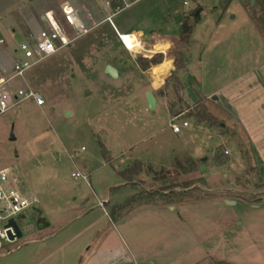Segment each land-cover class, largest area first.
Segmentation results:
<instances>
[{
  "label": "rangeland",
  "instance_id": "obj_1",
  "mask_svg": "<svg viewBox=\"0 0 264 264\" xmlns=\"http://www.w3.org/2000/svg\"><path fill=\"white\" fill-rule=\"evenodd\" d=\"M91 1L77 2L84 17L82 7ZM59 2L0 0V52L11 54L44 29L41 12ZM30 16L33 28L23 24ZM106 16H93L90 33L15 82L38 90L44 105L27 100L0 115V169L8 168L19 188L37 197V209L49 222L39 229L36 208L28 210L23 237L0 245V264H209V255L221 259L224 249L235 251L231 245L251 239L254 225L259 231L253 233L263 237L264 213L249 202H264V13L257 0H138L113 20L120 32L154 28L141 36L142 51L135 37L126 38L130 51L125 48ZM183 33L190 35L188 43ZM175 51L186 61L181 103L173 81L167 84ZM7 55L1 61L10 69ZM158 55L163 61L152 69ZM141 57L147 59L143 64ZM109 64L118 78L106 74ZM188 87L216 125L189 116L195 102ZM147 91L156 97L153 110ZM185 120L189 126L175 134L171 123L182 126ZM136 160L169 175L156 180L143 172L130 183L118 171ZM189 160L195 170L182 171L178 162L189 169ZM77 171L88 181L73 177ZM184 181L195 189L171 205L157 194ZM233 188L242 193H226ZM150 191V199L139 200L122 218L110 215L114 205ZM228 196L243 201L235 205ZM235 219L244 225L236 227Z\"/></svg>",
  "mask_w": 264,
  "mask_h": 264
},
{
  "label": "built area",
  "instance_id": "obj_2",
  "mask_svg": "<svg viewBox=\"0 0 264 264\" xmlns=\"http://www.w3.org/2000/svg\"><path fill=\"white\" fill-rule=\"evenodd\" d=\"M116 1V2H115ZM138 0H105L103 11L107 13L105 21H108L118 34V37L125 48L130 51L126 38L135 37L143 50L145 41L134 33H122L114 23V17L134 5ZM61 17H56L52 12L45 13L42 20L46 27L37 34L29 35L20 46L15 49L12 65L7 69L1 61L0 52V115L6 113L19 104L32 100L37 106L45 103L43 95L32 87H15L18 79H23L26 73L36 64L45 58L63 50L71 45L81 36L92 31L95 25H90L92 15L88 13L84 17L80 9L71 0H65L60 5ZM136 35V36H135ZM4 40L0 39V48ZM140 51V52H141ZM162 77L161 84L164 83ZM188 121H183L182 126L178 123H171L173 132L180 133L182 127H188ZM73 177L88 181V175L80 171L74 172ZM16 178L11 177L8 168L0 170V245L12 244L21 238L13 222L17 224L21 214H28V210L38 207V199L33 193H26L19 188ZM21 227V226H20Z\"/></svg>",
  "mask_w": 264,
  "mask_h": 264
},
{
  "label": "trees",
  "instance_id": "obj_3",
  "mask_svg": "<svg viewBox=\"0 0 264 264\" xmlns=\"http://www.w3.org/2000/svg\"><path fill=\"white\" fill-rule=\"evenodd\" d=\"M247 1L249 3L251 2V0H247ZM257 2H258V5L260 6L261 11L264 13V0H257ZM200 12H201V9L198 8L192 13V17H194L195 22L200 21V18H201ZM183 27L185 30H189L191 26L189 25L188 22H183ZM189 37L190 35L188 33H183L181 35V40L184 41L185 43H188L186 41H187V38ZM146 61L147 59L145 58H142V57L139 58V62L142 64L145 63ZM162 61H163V56L158 55L152 58L150 63L155 66V65L162 63ZM185 66H186V61L182 53L180 51H175L174 52L175 69L172 71L170 79L168 80L167 84L170 85L171 80L173 81L172 89L178 95V98L180 99L179 100L180 103L183 101V98L180 95V92L183 90V86H184V84L182 83L180 79V71L183 70ZM189 116L192 117V119H194L196 122L198 121L199 123H206L209 126H214L217 124L216 117L211 113V111L207 108V106L204 104L203 100L201 99H199L197 102L194 103L193 111L189 114ZM101 146H102V153L105 156V159L107 160V162L112 164L113 158L108 153V150L106 149V147L103 144ZM189 164L191 165V167L187 169L185 165L178 162L180 169L184 172H187L188 170H189L188 172L195 170L194 162L189 160ZM143 172H145L147 175L152 176V178L156 180H165L167 176L169 175V171H164V170L157 171L152 167L151 164L144 163L141 160H136L133 163L127 165L123 170L118 171V173L129 182H134L138 178V176L141 175ZM192 186L193 184H190L184 181V182L178 183V185H173V186L170 185L167 188L160 189V191H169L166 194H162L159 192L157 194H159L161 199L166 201L167 204L171 205L178 199L181 200L182 199L181 196H183L187 192L194 190L195 188L190 189ZM176 187H181V189L183 188L186 190L185 191H182L181 189L176 190L175 189ZM152 196H153L152 193H146V192H142L139 195L133 196L123 204L114 205L112 207L110 215L112 216L113 219L122 218L124 214L130 212L133 209L134 205L138 203L139 200H142L144 198L150 199ZM174 196H179V197L174 199ZM197 264H202V263H197ZM210 264H231V263L227 261H212Z\"/></svg>",
  "mask_w": 264,
  "mask_h": 264
},
{
  "label": "crops",
  "instance_id": "obj_4",
  "mask_svg": "<svg viewBox=\"0 0 264 264\" xmlns=\"http://www.w3.org/2000/svg\"><path fill=\"white\" fill-rule=\"evenodd\" d=\"M62 1H65V0H62ZM71 1L74 2L77 7H79L78 4H77L78 0H71ZM60 3L61 2H59V4H56L55 6H51V7L45 8L44 11L41 12V14H40L41 15L40 19H42L44 17L45 13H47V12H52L56 17L60 18L61 17L60 6H59ZM103 7H104V4L102 5V4H99L97 2V0H92L90 6L89 7L83 6L82 10H85L87 12L86 15L88 13H90L92 15V18H93V16L94 17H98L100 12H104L103 11ZM34 20H35V18L33 17L31 19V16H30V17L24 19L23 24L26 25V27L29 26L30 28H33ZM168 23L169 22H167V24H164V25L167 26V25H169ZM9 26L11 27L12 23H10ZM152 29H154V28H151V29H148V30L141 29V30H137L135 32H122V33H134V34H136V35H138L140 37L141 36L145 37V36H147L149 34V31H152ZM12 30L15 31V28L12 27ZM118 30H119V28H118ZM0 39H2V38H0ZM4 43H5V41H4ZM15 49L16 48H14L12 51L14 52ZM13 52L10 54L9 52H6V49H2L1 56L3 58L4 54H8L7 56L11 55L12 56L11 58H13ZM169 61L171 62V66H170L168 71H170L172 69V61L171 60H169ZM158 65H160V64H158ZM154 67L155 66L152 65V69ZM158 84H160V83H158ZM201 89H202V87L198 86L197 91H201ZM175 134H178V133H175ZM254 150H255V154H256V149L254 148ZM2 169H4V168H2ZM130 183H132V182H130ZM133 184H136V183H133ZM236 186L237 185H235V187ZM233 191L242 193V191H240V190H238L236 188L228 189L226 191V193L233 192ZM226 199H230L231 200L230 203L235 204V205L239 204V202L242 200V198L235 197V196H228V197L225 198V200ZM260 200H261V198H260ZM249 202H251V205H250L251 209L264 213V202L263 201H259V202L254 203V204L252 203V201H249ZM234 225L236 227H242L244 224H243V222L240 219H235L234 220ZM263 226H264V223L262 224V233L264 234V227ZM260 230H261V228H260ZM250 231H252L249 234L251 239H246V243L243 242L242 240H239L236 245H231V246H235L236 247L235 251L232 250V248H230V249L228 248L227 250L224 249V251H225L224 253L225 254L221 256V259H215L214 256L209 255L207 258H205V260L208 259V260H211V261H227V262H229L231 264H264V236L261 237V238H257L259 234L256 236L254 233L258 232L259 230H258V227H256L255 225L253 226V228ZM232 252H233V254H232ZM216 257H220V256L216 255Z\"/></svg>",
  "mask_w": 264,
  "mask_h": 264
},
{
  "label": "water",
  "instance_id": "obj_5",
  "mask_svg": "<svg viewBox=\"0 0 264 264\" xmlns=\"http://www.w3.org/2000/svg\"><path fill=\"white\" fill-rule=\"evenodd\" d=\"M253 3H254V0H252V4ZM178 20L181 21V15H178ZM105 72H106V74H108L109 76H111L113 78H118V76H119L118 70L114 66H112L110 64L106 66ZM187 92H188V95L191 98L192 102H196L198 100V96H197L196 92L192 88L188 87L187 88ZM147 101H148L149 109L150 110L155 109V107L157 105V101H156V97L153 94V92L147 91ZM67 114H69V113H67ZM222 126H224V125H222ZM12 139H14V137ZM152 192L153 191H150L149 193H152ZM158 192L162 193V194H166L167 193V192H164V191H157V193ZM106 204H107V201H105L103 203V205H106ZM36 211H37V218L35 220V223H36L37 227L39 229H42V228H45V227L49 226L48 219L44 215L43 211L41 209H37V208H36ZM28 221H29V217H28L27 214L24 213V214L19 215V217H18L19 224H17L15 221L13 222V224L16 227L18 236L20 238L23 237V232H22L20 226L26 225L28 223Z\"/></svg>",
  "mask_w": 264,
  "mask_h": 264
},
{
  "label": "bare ground",
  "instance_id": "obj_6",
  "mask_svg": "<svg viewBox=\"0 0 264 264\" xmlns=\"http://www.w3.org/2000/svg\"><path fill=\"white\" fill-rule=\"evenodd\" d=\"M162 80V79H161Z\"/></svg>",
  "mask_w": 264,
  "mask_h": 264
}]
</instances>
